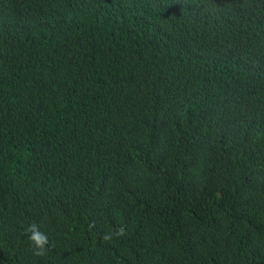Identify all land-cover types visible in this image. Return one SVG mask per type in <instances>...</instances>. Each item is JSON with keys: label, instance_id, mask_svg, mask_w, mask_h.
<instances>
[{"label": "trees", "instance_id": "obj_1", "mask_svg": "<svg viewBox=\"0 0 264 264\" xmlns=\"http://www.w3.org/2000/svg\"><path fill=\"white\" fill-rule=\"evenodd\" d=\"M0 264H264V0H0Z\"/></svg>", "mask_w": 264, "mask_h": 264}, {"label": "clouds", "instance_id": "obj_2", "mask_svg": "<svg viewBox=\"0 0 264 264\" xmlns=\"http://www.w3.org/2000/svg\"><path fill=\"white\" fill-rule=\"evenodd\" d=\"M27 231L30 233L28 237L30 241L34 244L35 254L37 256H42L46 254L45 246L49 242V238L47 234L42 232L36 224H32L29 226ZM123 233V229H121V234Z\"/></svg>", "mask_w": 264, "mask_h": 264}]
</instances>
